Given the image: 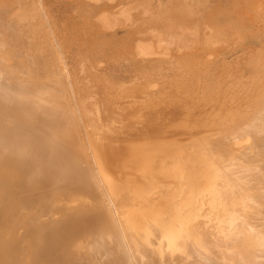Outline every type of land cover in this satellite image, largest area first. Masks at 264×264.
<instances>
[{"label": "bare ground", "instance_id": "6f19581e", "mask_svg": "<svg viewBox=\"0 0 264 264\" xmlns=\"http://www.w3.org/2000/svg\"><path fill=\"white\" fill-rule=\"evenodd\" d=\"M85 1L76 3L89 24L116 16V0ZM46 2L0 0V264H264V95L229 128L213 125L204 143L146 164L158 147L84 99L50 37L58 41ZM247 3L249 23L264 26V0ZM139 34L127 28L120 41ZM117 37L72 43L91 66L109 61ZM125 53L104 69L116 79L162 62L151 47L136 46L127 62Z\"/></svg>", "mask_w": 264, "mask_h": 264}, {"label": "rangeland", "instance_id": "374dc122", "mask_svg": "<svg viewBox=\"0 0 264 264\" xmlns=\"http://www.w3.org/2000/svg\"><path fill=\"white\" fill-rule=\"evenodd\" d=\"M46 1L55 9L51 14L57 19L54 22L49 16L50 7L46 15L42 12L51 22L49 27H54L58 41L50 37L84 87V99L95 101L94 107L101 105L106 107L105 112L115 115L105 121L107 126L112 119L118 127L124 124L130 128L127 134L134 141L140 137L137 143L158 147L153 148L154 155L146 164L154 165L160 157L166 159L164 153L174 158L181 146L204 143L213 125L229 128V124L243 118L240 112L255 106L264 95V26L249 23L248 0H116V16L108 17V24L97 18L89 24L77 0ZM59 4L68 10L62 11ZM127 28L140 32L131 44L120 41ZM113 32L118 33V42L112 45L115 49L110 47L109 61L91 66L85 51L80 52L79 45L72 43L81 36L106 37ZM107 39L97 40L99 47L109 46ZM136 46L161 52L156 59L162 62L143 73L128 70L120 79L113 77L115 70L113 75L104 70L107 63L115 62L120 50L128 52L122 59L127 62ZM91 67H100L99 72L105 76L84 77ZM174 107L179 110L173 111ZM116 117H120L117 123ZM161 121L167 125L166 130L173 132L170 136L163 135ZM99 137L103 136L98 134L94 139ZM128 166L134 172L143 167L132 163ZM167 176L163 172L162 180H168ZM128 178L131 176L120 180L127 183ZM156 198L155 203H161L162 199Z\"/></svg>", "mask_w": 264, "mask_h": 264}]
</instances>
